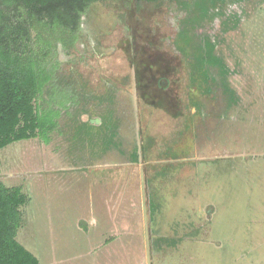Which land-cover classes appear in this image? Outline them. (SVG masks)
I'll return each mask as SVG.
<instances>
[{"label":"rangeland","instance_id":"obj_1","mask_svg":"<svg viewBox=\"0 0 264 264\" xmlns=\"http://www.w3.org/2000/svg\"><path fill=\"white\" fill-rule=\"evenodd\" d=\"M57 60L48 141L0 148L38 264H264V0L95 3Z\"/></svg>","mask_w":264,"mask_h":264},{"label":"trees","instance_id":"obj_2","mask_svg":"<svg viewBox=\"0 0 264 264\" xmlns=\"http://www.w3.org/2000/svg\"><path fill=\"white\" fill-rule=\"evenodd\" d=\"M118 1L125 0H0V148L35 136L48 141L59 112L51 108L39 112L35 102L49 90L56 106L66 108L68 94L61 87L65 80L60 76L57 47L66 53L74 48L81 16L92 4ZM132 1L140 11L144 4L186 0ZM187 43L188 55L199 56V43L192 39ZM81 125L89 134L91 125ZM87 161L93 163L92 155ZM22 202L17 190H8L0 183V264H38L13 239L17 207Z\"/></svg>","mask_w":264,"mask_h":264}]
</instances>
